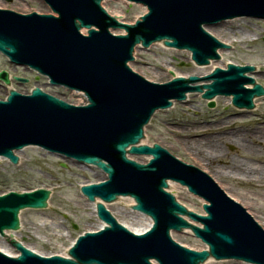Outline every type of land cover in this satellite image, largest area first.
Masks as SVG:
<instances>
[{
  "label": "water",
  "instance_id": "95a60500",
  "mask_svg": "<svg viewBox=\"0 0 264 264\" xmlns=\"http://www.w3.org/2000/svg\"><path fill=\"white\" fill-rule=\"evenodd\" d=\"M42 1L52 14L24 15L0 9V53L11 63L47 77L51 86L84 93L87 104L38 85L30 95L10 86L20 93L11 91L6 101H0V157L17 164V155L19 160L21 155L15 152L36 145L51 154L94 165L107 179L82 187L88 200L110 203L120 196L131 197L136 202V206L130 203L133 209L149 216L153 225L147 232L129 231L106 204L125 227L99 203L98 216L107 226L80 236L69 251L70 259L60 253L46 257L50 255L25 247L15 236L20 242L11 244L20 255L11 257L18 254L0 248L5 253L0 252V264H153L152 260L158 264H204L210 257L264 264V226L252 213L198 165L182 160L160 142L151 144L153 147L142 142L154 113L171 107L173 100L184 101L190 92H201L206 100L232 96L237 108L253 109L258 105L254 98L264 96V85L246 74L258 66L228 62L227 70L216 66L210 75L189 79L172 69L175 79L157 81L129 64L137 45L147 49L155 42L191 52L198 65L219 60L217 50L229 47L205 26L240 17L264 20V0H127L147 8L138 21L111 17L102 4L105 0ZM135 21L134 25L123 23ZM111 30L126 34L114 35ZM0 79L10 84L6 72L0 73ZM249 84L253 88H247ZM213 102L209 107L216 104ZM127 153L151 159L142 164ZM169 180L203 199L205 215L180 202ZM49 190L0 195V234L19 230L21 211L46 208ZM183 229H191L209 249L191 250L173 237L175 242L171 232Z\"/></svg>",
  "mask_w": 264,
  "mask_h": 264
},
{
  "label": "rangeland",
  "instance_id": "374dc122",
  "mask_svg": "<svg viewBox=\"0 0 264 264\" xmlns=\"http://www.w3.org/2000/svg\"><path fill=\"white\" fill-rule=\"evenodd\" d=\"M104 5L111 16L117 14L129 21L140 18L146 12L145 8L124 0H109ZM0 8L13 9L22 14L51 13L50 8L41 0H0ZM216 28L211 32L231 44L230 49L223 54L221 65H227L228 62L240 66L257 65L258 69L251 76L264 85V21L242 18L240 22L220 26L219 30ZM156 43L148 50L141 47L136 49L135 62L130 65L157 81L171 79L172 69L182 76L195 75L198 66L192 62L189 52L165 48L163 44ZM1 71L8 72L11 77L28 80L23 84L12 81L11 86L21 92H31L38 85L63 98L79 103L86 102L83 95L63 87L50 86L47 78L27 68L10 64L2 55ZM0 84L5 86L1 82ZM4 97V90L0 89V98ZM228 99L215 98L216 104L210 108L209 102L203 100L199 92H195L183 103L174 102L172 108L155 113L146 127L145 142L149 145L160 142L182 160L201 167L264 226V187L257 190L256 187L247 185L241 177L242 180L234 178L230 168L235 162L250 166L263 165L260 161L264 156V97L256 99V110L237 109ZM260 105L263 106L259 108ZM248 151L254 154H249ZM20 155L18 165H13L8 160H0V193L46 188L51 190V198L45 209L22 211L21 229L15 236L26 246L40 249L47 255H66L68 248L80 234L95 230L100 222L95 208L82 196L80 189L83 184L104 179V174L95 167L79 166L72 160L52 155L38 147H27ZM218 167L221 169H217ZM221 173H229L230 176L224 177ZM234 173L239 176L241 174ZM176 186L178 200L194 212L203 214V201L190 194L185 187L179 184ZM128 199L119 198L106 204L122 223L130 219ZM172 236L189 248L202 250L204 247L191 234ZM2 239L0 237V241ZM210 261L209 264L240 263L233 260Z\"/></svg>",
  "mask_w": 264,
  "mask_h": 264
},
{
  "label": "bare ground",
  "instance_id": "6f19581e",
  "mask_svg": "<svg viewBox=\"0 0 264 264\" xmlns=\"http://www.w3.org/2000/svg\"><path fill=\"white\" fill-rule=\"evenodd\" d=\"M103 4V6H105L104 4H105V2H103L102 3ZM139 6H141V5H139ZM141 7H143V6H141ZM144 8V7H143ZM112 16H114L115 18H120V19H122V17L121 16H119V15H117V14H114V15H112ZM241 21V19H236V20H231V21H225L224 23H221V24H219V25H217V26H215V28H216V30H219L218 29V27H220V26H223V25H230V24H233V23H236V22H240ZM209 31H212L213 30V28H209L208 29ZM83 32H85V30H83ZM117 33H122V34H124L125 33V31L124 30H119V31H117ZM247 34V33H246ZM254 40V39H253ZM160 44H163V46H164V42H159ZM156 44H158V43H156ZM155 45V44H154ZM150 47H153V44L151 45V46H149L148 47V49L150 48ZM165 47V46H164ZM138 48H140V46H137L136 48H135V50L136 49H138ZM165 48H167V47H165ZM148 49H146V50H148ZM175 50H177V51H179L178 49H175ZM224 52L225 51H219V53L221 54V56L219 57V59H220V61L219 62H217V61H215V60H212V59H210V61H209V64L208 65H202V66H198V68L196 69L197 70V72L196 73H194L195 75H204V74H206V73H208V71H209V73L211 72V71H213L215 68H216V66H220V67H224V68H226L227 67V65H221V61L223 62V54H224ZM135 53V52H134ZM135 58V57H134ZM134 62H135V60H134ZM134 62H131V63H134ZM230 63H232V62H230ZM235 64V63H234ZM172 74H171V78H173V77H175V73L174 72H171ZM178 75H180V76H182L181 74H178ZM187 76V75H186ZM255 78V77H254ZM256 79V78H255ZM257 80V79H256ZM204 82H211V80L210 81H201V82H198V84H201V83H204ZM197 85V84H196ZM253 87V84H249L248 85V88H252ZM11 88V87H10ZM11 90L12 89H10V91H7V93L5 94V96L8 98V95L10 94V92H11ZM202 92H204V90L202 91ZM79 94V93H78ZM188 95L186 96V100H188V99H190L191 98V95H192V93H187ZM81 95V94H80ZM200 95H202V93H200ZM256 98V97H255ZM254 98V99H255ZM229 101H231V97H229V99H228ZM256 101V99L254 100V102ZM263 105H260V107L259 108H261ZM256 107H258V105L257 106H254V108L252 109V110H256L257 108ZM226 125H229V124H226ZM145 130H146V126H145ZM145 133H146V131H145ZM145 139H146V137H143V139H142V142L143 143H146L145 142ZM25 149H23V150H21L20 152H18V154H21L23 151H24ZM248 153L249 154H254L253 152H251V151H248ZM127 155L130 157V158H132L133 160H135V159H137V160H135V161H138V162H140V163H147L149 160H150V157L149 156H147L146 157V159L144 160V159H139V158H137V156L136 155H132V154H130V153H127ZM199 155H201V154H198V156ZM201 158H203L204 160H206V158H205V156H202ZM263 158V159H262ZM261 159V161L260 162H262L263 163V165L261 166V165H253V166H250L249 164H244L243 165V163H241V162H235V163H233V164H231L230 165V168L233 170L232 172V174H234L235 175V177L234 178H236V179H239L240 177L245 181V183L247 184V185H250V186H252V187H256L257 188V190H261L263 187H264V156L262 157ZM2 159H4L5 160V158H0V160H2ZM144 160V161H143ZM75 162V161H74ZM20 163V162H19ZM254 164V163H253ZM79 166H84V165H80L79 164ZM85 167H87L86 165H85ZM217 169H221L220 167H218ZM101 171V170H100ZM102 172V171H101ZM234 172H238V173H241L240 174V176L238 175V174H236V173H234ZM103 174H104V179L105 178H107V175L104 173V172H102ZM225 173V172H224ZM224 173H221L222 174V176H224V177H229L230 176V174L228 173L227 175H225ZM251 173V174H250ZM240 178V179H241ZM241 179V180H242ZM103 180V179H102ZM169 182L174 186V188H176L177 186H176V184H179V183H176V182H174V181H172V180H169ZM167 189H169V190H172V187L171 186H169L168 185V188ZM176 192V191H175ZM131 202H134V200L133 199H128V203H129V211H128V213H129V220L127 221V222H125V223H123L130 231H132V232H134V233H142V232H146V231H148V229L151 227V225H152V220L148 217V216H146V215H143V214H141V213H139V212H137L136 210H134L133 209V205L132 204H130ZM89 203V202H88ZM89 204H91L92 206H93V208H95L96 207V204H97V201H95V203H89ZM20 214H21V212H20ZM95 214H96V211H95ZM105 226V224L103 223V222H99L98 224H97V226H96V230H98V229H101V228H103ZM174 234H177V235H184V234H191V235H193V233L191 232V230L190 229H188V230H183V233H175V232H172V235H174ZM6 236H8V235H6ZM6 236H5V238H3L1 241H0V248L3 250V251H5V252H7L8 254H12V255H15V254H18L16 251H14L8 244V241H7V238H6ZM206 247L204 246L203 247V249H205ZM202 249V250H203ZM196 250V249H195ZM66 256H67V254H66ZM210 260H212V259H207V261H205V262H203L204 264H209L211 261ZM226 261H232L231 259L230 260H226ZM234 261V260H233ZM236 262H240L239 264H247V263H244V262H242V261H238V260H236Z\"/></svg>",
  "mask_w": 264,
  "mask_h": 264
},
{
  "label": "flooded vegetation",
  "instance_id": "af4514ba",
  "mask_svg": "<svg viewBox=\"0 0 264 264\" xmlns=\"http://www.w3.org/2000/svg\"><path fill=\"white\" fill-rule=\"evenodd\" d=\"M1 82V81H0ZM2 83V82H1ZM0 89H3L4 90V93L6 94L7 93V87L3 86L0 84ZM5 98V97H4Z\"/></svg>",
  "mask_w": 264,
  "mask_h": 264
}]
</instances>
